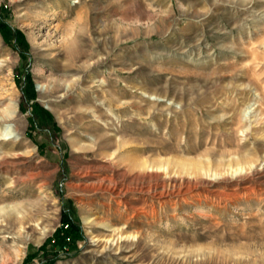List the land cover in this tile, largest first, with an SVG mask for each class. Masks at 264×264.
Segmentation results:
<instances>
[{
	"label": "rangeland",
	"instance_id": "rangeland-1",
	"mask_svg": "<svg viewBox=\"0 0 264 264\" xmlns=\"http://www.w3.org/2000/svg\"><path fill=\"white\" fill-rule=\"evenodd\" d=\"M0 248L264 264V0H0Z\"/></svg>",
	"mask_w": 264,
	"mask_h": 264
},
{
	"label": "bare ground",
	"instance_id": "bare-ground-1",
	"mask_svg": "<svg viewBox=\"0 0 264 264\" xmlns=\"http://www.w3.org/2000/svg\"><path fill=\"white\" fill-rule=\"evenodd\" d=\"M57 24H58V22H53L51 24V26L53 27L54 25L56 26ZM5 126H6V124L3 123V126L1 127L3 134H5ZM28 176L31 177V175H28ZM5 218L7 219V223H10L12 225V227H14V228L16 227L17 232H15V233H16L17 237L15 239L20 238L21 237V225L20 224L23 222L24 218L19 216V215H15L14 213H12L10 211H7L5 213ZM92 238H94V237H92ZM4 240L5 239H2V241H4ZM0 256L3 258V261L1 264H6V261L8 258L6 257V260H5V254L3 252V249H1V248H0Z\"/></svg>",
	"mask_w": 264,
	"mask_h": 264
},
{
	"label": "trees",
	"instance_id": "trees-1",
	"mask_svg": "<svg viewBox=\"0 0 264 264\" xmlns=\"http://www.w3.org/2000/svg\"><path fill=\"white\" fill-rule=\"evenodd\" d=\"M60 230H61V228H60Z\"/></svg>",
	"mask_w": 264,
	"mask_h": 264
}]
</instances>
